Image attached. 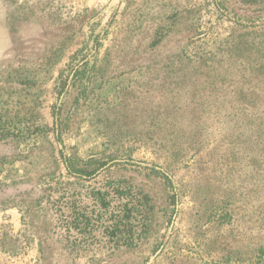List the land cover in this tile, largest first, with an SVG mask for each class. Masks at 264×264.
<instances>
[{"label":"rangeland","instance_id":"obj_1","mask_svg":"<svg viewBox=\"0 0 264 264\" xmlns=\"http://www.w3.org/2000/svg\"><path fill=\"white\" fill-rule=\"evenodd\" d=\"M263 41L264 0H0V264L252 258L264 152L216 147L232 123L203 125L183 71ZM227 69L202 100L257 86Z\"/></svg>","mask_w":264,"mask_h":264},{"label":"trees","instance_id":"obj_2","mask_svg":"<svg viewBox=\"0 0 264 264\" xmlns=\"http://www.w3.org/2000/svg\"><path fill=\"white\" fill-rule=\"evenodd\" d=\"M253 25L254 24H252V26ZM253 27H257V25ZM233 45L235 49L238 48L240 51L244 44L243 42H235ZM253 49L255 54H231L228 58V62L226 61L224 63L220 60H216V58L204 61V59L200 57L194 60L195 65L192 66L193 61L188 57V69L183 71V73H185L183 84L186 83V87L188 88H194L193 94L199 98V100H190L189 103L195 104L194 106L200 108L203 115L207 112V117L203 125H206L208 121H211L212 124H214V122L219 123L218 121H220V124L225 121L232 123L231 133L233 136H224L225 138H223L216 147L225 145L229 142L233 143L235 138L236 143L251 146L254 150L257 149L256 147H260L259 149H261V152H264V100H257L255 97L257 91L264 92V87L259 86V83L262 82L261 77L264 76V41L257 44L255 48L250 47V50ZM230 62H235L236 68L237 65L242 66L244 70L249 68L254 79L258 81L256 84L257 86L248 88L249 91H245V84L242 86L237 85L233 89V91L236 92L233 96L235 100H202L203 95H206L207 92L217 94L220 93L219 91L221 89H226L227 86L221 85V81L217 80L221 75L227 73L229 70L227 69V64ZM191 68L193 69L191 70ZM201 70H204V74L203 81L200 83L197 80L200 79L199 76L202 77ZM198 73L200 75L191 83L190 77ZM192 104H189V106L191 107ZM197 124L198 123L193 120L187 125L178 123L177 126L181 128L180 135L185 134V132L192 129V126ZM220 133H222L221 130ZM241 137L245 139L242 140ZM227 138H232V141H227ZM207 145L210 146V143ZM253 161L256 174L261 175L263 173L261 172L263 170L261 169V162L263 161H261L258 156H253ZM261 182L262 180L260 179L259 184ZM261 238L263 239L261 242H254V255H252V258L238 264H264V234ZM182 258L183 257H176L169 261L168 264H181ZM213 262L215 264H232L229 261L218 259L215 261L213 260Z\"/></svg>","mask_w":264,"mask_h":264}]
</instances>
